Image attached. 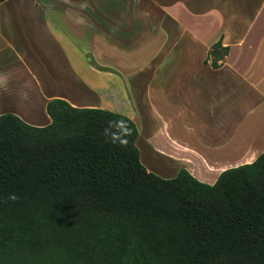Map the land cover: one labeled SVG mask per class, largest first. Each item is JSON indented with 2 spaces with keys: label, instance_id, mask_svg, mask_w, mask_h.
<instances>
[{
  "label": "crops",
  "instance_id": "0c3cea01",
  "mask_svg": "<svg viewBox=\"0 0 264 264\" xmlns=\"http://www.w3.org/2000/svg\"><path fill=\"white\" fill-rule=\"evenodd\" d=\"M148 1L0 3V116L44 127L50 123L47 103L60 99L134 121L147 79H137V90L129 82L126 90L95 65L105 60L106 68L129 76L124 60L139 55V42L145 43L146 12L156 17L169 9L170 22L154 19L152 32L165 41L170 31L187 45L165 60L160 37L153 82L169 73L171 102L166 109L150 107V130L139 117L137 149L141 162L147 153L167 164L164 170L172 173L163 179L185 170L213 185L222 172L251 164L264 152V0H150L153 7ZM137 5L145 21L135 14ZM129 96L137 98L134 109L124 101ZM119 105L121 111L112 109Z\"/></svg>",
  "mask_w": 264,
  "mask_h": 264
},
{
  "label": "trees",
  "instance_id": "16d2710c",
  "mask_svg": "<svg viewBox=\"0 0 264 264\" xmlns=\"http://www.w3.org/2000/svg\"><path fill=\"white\" fill-rule=\"evenodd\" d=\"M46 114L0 116V264H264V152L213 185L163 179L126 116L60 99Z\"/></svg>",
  "mask_w": 264,
  "mask_h": 264
},
{
  "label": "rangeland",
  "instance_id": "374dc122",
  "mask_svg": "<svg viewBox=\"0 0 264 264\" xmlns=\"http://www.w3.org/2000/svg\"><path fill=\"white\" fill-rule=\"evenodd\" d=\"M150 0L147 2L150 7H153ZM168 2V0H167ZM168 5V4H167ZM139 7V8H138ZM136 15L144 20L143 16L145 15V10H143L142 6H138L136 8ZM153 10V9H152ZM169 9H162L161 14L159 16L156 15V17H153V12H146V20L145 21V29L143 36V39L145 40V43L143 45V40H141V43L139 42L140 49L137 53V55L134 59H128L124 60L125 62V68L127 72L129 73V76L122 75L118 72L116 69H110L106 68L105 60H99L98 65H95L98 70L104 69L108 72L114 74L118 79L120 84L127 90V88L130 86L129 82L137 90L139 86V82L137 79L141 77L142 79H147V82L142 86L140 89L139 96V107L137 104V108H133V102L137 101L136 96L133 98L129 96L128 100H124L125 102L128 101V103H131L132 108L134 111H136L135 120L133 121L138 128L139 123V117L142 120V126L145 127L147 130H150L154 126V120L150 117V107L153 108L155 105H157L162 109H166L168 105L171 102V95L169 94L170 88H169V73L165 74L163 72L159 73V82H153V75L152 72L154 70L155 64L154 62L157 61V59H153L155 57L154 53L157 51L160 46V35L156 36L155 33L152 32L154 27H157V22L154 21V19L162 21L163 23L170 22V12ZM184 15V14H183ZM180 15H178L179 18ZM183 20L185 17H181ZM170 28V27H168ZM168 36L167 39L164 41V38H161L162 46H161V52H164L165 54V60L170 58L174 53L180 50H185L187 43L185 40H177L174 36H170V31L167 32ZM165 43V45H163ZM189 62H192L189 60ZM170 63V60H169ZM129 81H128V80ZM118 104L121 103L122 100H117ZM101 109V108H100ZM113 110H122V106H115L112 108ZM115 112V111H113ZM30 125V124H29ZM136 148H137V142H136ZM141 164L145 167V169L159 177L164 175H170L172 172L168 169L164 170V167H167V164H164L157 158H155L152 154H142L141 155ZM162 178V177H161Z\"/></svg>",
  "mask_w": 264,
  "mask_h": 264
},
{
  "label": "clouds",
  "instance_id": "9594fccd",
  "mask_svg": "<svg viewBox=\"0 0 264 264\" xmlns=\"http://www.w3.org/2000/svg\"><path fill=\"white\" fill-rule=\"evenodd\" d=\"M10 199L15 200V199H17V197L13 195V196H10Z\"/></svg>",
  "mask_w": 264,
  "mask_h": 264
}]
</instances>
